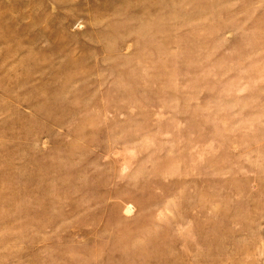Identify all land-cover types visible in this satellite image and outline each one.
Here are the masks:
<instances>
[{"label":"rangeland","instance_id":"obj_1","mask_svg":"<svg viewBox=\"0 0 264 264\" xmlns=\"http://www.w3.org/2000/svg\"><path fill=\"white\" fill-rule=\"evenodd\" d=\"M0 264H264V0H0Z\"/></svg>","mask_w":264,"mask_h":264}]
</instances>
